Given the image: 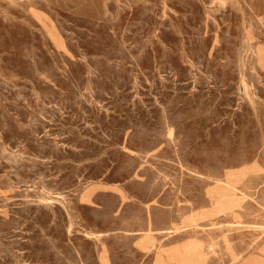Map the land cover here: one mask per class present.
Returning a JSON list of instances; mask_svg holds the SVG:
<instances>
[{"label": "rangeland", "instance_id": "374dc122", "mask_svg": "<svg viewBox=\"0 0 264 264\" xmlns=\"http://www.w3.org/2000/svg\"><path fill=\"white\" fill-rule=\"evenodd\" d=\"M255 261L264 0H0V264Z\"/></svg>", "mask_w": 264, "mask_h": 264}, {"label": "crops", "instance_id": "0c3cea01", "mask_svg": "<svg viewBox=\"0 0 264 264\" xmlns=\"http://www.w3.org/2000/svg\"><path fill=\"white\" fill-rule=\"evenodd\" d=\"M253 264H260V263H259V261H255V262H253Z\"/></svg>", "mask_w": 264, "mask_h": 264}, {"label": "bare ground", "instance_id": "6f19581e", "mask_svg": "<svg viewBox=\"0 0 264 264\" xmlns=\"http://www.w3.org/2000/svg\"><path fill=\"white\" fill-rule=\"evenodd\" d=\"M172 141H173V139H172ZM53 202V201H52ZM29 204V203H28Z\"/></svg>", "mask_w": 264, "mask_h": 264}]
</instances>
